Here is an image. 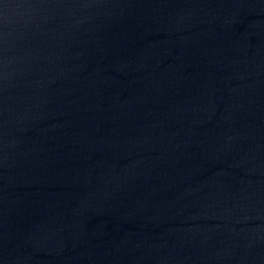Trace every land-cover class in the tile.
I'll return each mask as SVG.
<instances>
[{"label":"water","instance_id":"obj_1","mask_svg":"<svg viewBox=\"0 0 264 264\" xmlns=\"http://www.w3.org/2000/svg\"><path fill=\"white\" fill-rule=\"evenodd\" d=\"M264 222V0H0V264Z\"/></svg>","mask_w":264,"mask_h":264}]
</instances>
